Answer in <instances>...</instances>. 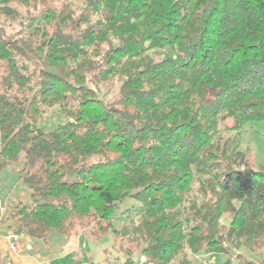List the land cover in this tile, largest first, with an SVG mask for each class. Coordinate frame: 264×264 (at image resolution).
Masks as SVG:
<instances>
[{"label":"trees","instance_id":"trees-1","mask_svg":"<svg viewBox=\"0 0 264 264\" xmlns=\"http://www.w3.org/2000/svg\"><path fill=\"white\" fill-rule=\"evenodd\" d=\"M4 70L28 96L26 117L58 108L59 134L74 126L92 152L79 170L34 173L51 200L20 231H111L124 264L200 252L264 264V164L238 142L264 121V0H0ZM22 121L0 98V166L16 142L32 152ZM126 199L132 215L116 224Z\"/></svg>","mask_w":264,"mask_h":264},{"label":"rangeland","instance_id":"rangeland-1","mask_svg":"<svg viewBox=\"0 0 264 264\" xmlns=\"http://www.w3.org/2000/svg\"><path fill=\"white\" fill-rule=\"evenodd\" d=\"M22 32L27 31L24 29ZM11 76L12 72L10 70H4L0 73V98L8 101L22 117V130L29 131L28 133L31 135L27 145L33 148L28 158L21 154L22 150L19 148L21 144H17V142L15 144L17 146H13L14 148L7 147L3 151V159H6L7 162L0 166V235L10 230H17L23 235H28L26 229L20 231V225L28 223L29 218L27 215L30 211L43 208L51 200L49 191H39L35 188L34 173L44 167H64L79 170L80 163L87 160L92 152L89 144L86 145V143L80 141L81 131L74 126H68L67 134H59V129L66 126V122L60 116L58 108L52 109L44 115L26 117L24 107L28 101V96ZM226 123L230 124L231 121ZM55 125H57L56 129L53 127ZM41 131H45L50 136L51 141L44 140ZM41 142L46 144L44 148L37 147L38 143ZM238 142L240 149L248 155L250 162L257 166L264 164V121L254 120L248 122L238 135ZM80 145L84 146L78 148ZM66 151H69V159L59 162L58 153H66ZM16 156L19 157L14 161ZM134 202L136 203L132 199L125 200L120 212L114 218L116 224L127 221L131 217L132 211L128 207ZM229 220V215L224 214L222 223L229 224ZM75 235H91L93 237L90 227H79L69 235L52 231L47 238L51 248L54 247V243H57L58 247H63L68 242L67 238ZM31 237L32 245L39 244V246H43V238ZM89 244L92 252L88 257L91 256L95 260L99 257L96 254H100L105 260L107 259L104 264H124L125 256L115 250L114 237L111 231L89 240ZM189 257L192 264H224L229 255L200 252L197 254L190 253ZM133 258L139 263L140 255L138 253ZM236 263L237 259L233 256L231 264Z\"/></svg>","mask_w":264,"mask_h":264},{"label":"crops","instance_id":"crops-1","mask_svg":"<svg viewBox=\"0 0 264 264\" xmlns=\"http://www.w3.org/2000/svg\"><path fill=\"white\" fill-rule=\"evenodd\" d=\"M6 234L0 235L1 264H6L8 260L13 264H104L107 261L100 254H96L99 257L95 260L91 256L88 257L92 252L89 240L97 238L93 235V237L91 235L68 237V242L63 247H58L57 243H54L52 248L47 238L42 247L37 244L36 246L33 245L31 251L14 252L9 247ZM24 236L32 244V237L30 235Z\"/></svg>","mask_w":264,"mask_h":264},{"label":"built area","instance_id":"built-area-1","mask_svg":"<svg viewBox=\"0 0 264 264\" xmlns=\"http://www.w3.org/2000/svg\"><path fill=\"white\" fill-rule=\"evenodd\" d=\"M6 237L8 239L10 249L14 252H22L23 250L31 251L33 249V245L30 243V241H28L22 233L16 230L8 231ZM146 261V255H141L138 264H144ZM6 264L13 263L8 260L6 261Z\"/></svg>","mask_w":264,"mask_h":264}]
</instances>
